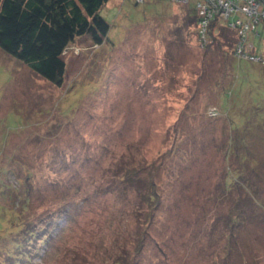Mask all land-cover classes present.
Here are the masks:
<instances>
[{"label": "rangeland", "instance_id": "1", "mask_svg": "<svg viewBox=\"0 0 264 264\" xmlns=\"http://www.w3.org/2000/svg\"><path fill=\"white\" fill-rule=\"evenodd\" d=\"M187 3L108 0L100 9L110 23L107 40L85 35L69 44L61 85L0 48V264L15 252L13 243H27V229L38 249L32 264L222 258L221 223L213 218L231 204L218 200L224 158L233 156L223 143L234 136L230 125L241 112L226 116L218 97L233 80L225 73L232 49L225 44V55L215 48L203 55ZM236 65L264 82V63ZM146 162L155 166L160 195L147 225L140 185L121 179L134 169L140 178ZM40 231L47 236L37 240ZM231 263L239 264L237 256Z\"/></svg>", "mask_w": 264, "mask_h": 264}, {"label": "trees", "instance_id": "2", "mask_svg": "<svg viewBox=\"0 0 264 264\" xmlns=\"http://www.w3.org/2000/svg\"><path fill=\"white\" fill-rule=\"evenodd\" d=\"M107 1L0 0V48L24 62L40 77L55 85H61L67 69L64 54L69 44L85 35H89L92 41L98 44L107 40L110 23L100 14V9ZM194 1L187 0V4L192 6L190 12L194 22L193 34L197 36L199 43H202V47H205L202 49L203 55L214 48L225 55V44L232 49V55L226 51L233 60L230 63L231 68L226 69L225 73L233 75V80L227 85L223 83L220 92L222 96H218L223 103V112H226V116H229L228 111L241 112L238 114L240 120L230 122V127L236 130L234 136H228L224 143L219 142L220 145L223 143L233 156L231 159L227 155L224 158L228 165L224 166L225 181L222 185V196L220 195L218 200L220 203L228 201L231 204L227 211H218L213 218L215 226L221 223L222 233L219 237L223 239L221 249H224L223 255L219 251L222 258L213 264H233L231 261L236 256L239 264H261L260 261L264 257V155L259 159V151L256 148L264 141L260 133H264V82L260 84L256 81L259 73H240L241 69L236 65L238 60L250 61L238 57L237 45L241 42L238 30L237 34H234L225 30L221 23L235 22L238 14L231 13L224 20L216 14L223 10L225 1L221 0L219 3L215 0L213 5L207 1L211 14L199 16L194 7L196 3L201 5L202 0ZM233 4L235 5L234 2ZM204 19L207 24L200 26V21ZM247 19V16L242 17V22ZM263 23L258 24L257 33H251L254 53H264ZM216 32L219 34H215ZM203 37L207 39L206 42ZM256 63L250 64L259 68L260 65ZM213 138L217 139L215 136ZM153 165L147 162L142 164L140 170L143 174L140 178H136L138 169L127 170L121 178L129 184L132 181L140 185L141 190L138 188L137 191L142 206H145L143 214L146 225L152 221V209L160 200L155 181L157 171ZM0 171L4 169L1 168ZM27 230L28 234H31L26 238L27 243H13L16 253L7 252L8 260L1 262L2 264H32L31 259L38 255V249L33 241L35 233ZM46 236V231H40L37 240ZM136 238L137 242H140L137 246L138 252L144 241L142 235ZM256 244L259 246L256 247ZM127 262L128 260L125 264Z\"/></svg>", "mask_w": 264, "mask_h": 264}, {"label": "built area", "instance_id": "3", "mask_svg": "<svg viewBox=\"0 0 264 264\" xmlns=\"http://www.w3.org/2000/svg\"><path fill=\"white\" fill-rule=\"evenodd\" d=\"M141 1V0H139ZM184 1V0H182ZM187 1V0H186ZM207 1L213 5L215 0H202L199 5V8L201 10V15H210L211 12L208 10ZM219 3H221V0H218ZM224 8L222 11L217 13L216 15H219L220 17H223V19H227L229 14L236 13L238 14V18L233 23H228L227 25L232 29H238V33L240 34L241 42L237 45V53L238 57H241V59H245L248 61H258L264 63V53H254L251 52L250 49L247 47L245 48V45H249L250 47L253 46V41L249 42L246 38V35H248L249 31L251 30L254 33H257V26L261 22V20H264V3L261 0H224ZM235 5L233 4V2ZM263 4V5H262ZM206 12V13H205ZM247 16V20L245 22H242V17ZM249 20V23L247 22ZM248 23V24H247ZM200 24L205 25L207 24V21L205 19L203 21H200ZM242 24V25H241ZM241 27V29H240Z\"/></svg>", "mask_w": 264, "mask_h": 264}]
</instances>
